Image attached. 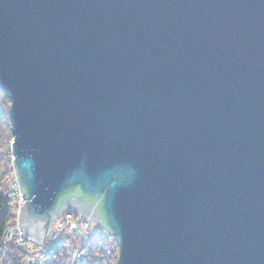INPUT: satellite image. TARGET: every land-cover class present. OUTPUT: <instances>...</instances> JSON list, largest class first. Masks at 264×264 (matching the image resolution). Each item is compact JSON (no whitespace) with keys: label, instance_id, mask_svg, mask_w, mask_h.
<instances>
[{"label":"water","instance_id":"1","mask_svg":"<svg viewBox=\"0 0 264 264\" xmlns=\"http://www.w3.org/2000/svg\"><path fill=\"white\" fill-rule=\"evenodd\" d=\"M20 225L74 209L116 264H264V0H0Z\"/></svg>","mask_w":264,"mask_h":264},{"label":"trees","instance_id":"2","mask_svg":"<svg viewBox=\"0 0 264 264\" xmlns=\"http://www.w3.org/2000/svg\"><path fill=\"white\" fill-rule=\"evenodd\" d=\"M12 130L9 117V97L0 89V264H26V256L33 252L35 247L32 243L18 244L13 240L2 241L3 231L6 226L14 223V215L9 210L8 198L6 196L9 162L11 159ZM74 213L76 210L70 209ZM61 233L63 240H55V245L50 249L44 264H67V250L70 246H80L87 249V259L83 264H116L117 249L115 244L109 243L101 235L80 237V242L74 239H67ZM70 236V235H69ZM82 236V238H81ZM110 249V252L108 250Z\"/></svg>","mask_w":264,"mask_h":264},{"label":"built area","instance_id":"3","mask_svg":"<svg viewBox=\"0 0 264 264\" xmlns=\"http://www.w3.org/2000/svg\"><path fill=\"white\" fill-rule=\"evenodd\" d=\"M10 183L11 184H9V187H8V194L10 193V190H13V195L11 194V196L21 197V201H23V198H22L23 195L20 193H16V190H17L16 187H17L18 183L16 181H14V183L10 181ZM18 205L21 206L22 204L20 202H18ZM62 217H64L63 220L58 221V223H56V225H55L56 232H53L52 237H54L55 235H58V234L61 235V233H65V231L67 232V234H74V232L76 231L77 228L83 227L84 232H82L81 235L85 238L89 234H92L93 236L94 235H102V237L105 240H107L108 242H110V240L115 241L114 240L115 236L113 234H111L106 228H103V227L96 228L89 221H84L83 219L79 218V216L76 215L75 213L73 216H71L70 214H68V215L63 214ZM4 238L8 241L15 240L16 242H18L20 244H24L26 242L25 237L22 236L21 233L18 231L17 223H14V224L9 225L7 227V229L5 230ZM46 248H47V250H46ZM46 248H44L43 250H39V253L41 254V259H39V257H37L34 260L33 257H35V256L30 255V256H27L26 263H28V264H41L42 262H44V259L47 256V254L49 253V250L51 249V247L49 245ZM108 252H110V249L108 250ZM69 253H70L69 259H71V261H72L71 264H83L84 257L86 256V253H87V249L85 247H80L78 245L77 246L75 245V246L70 248ZM71 256L73 258H70Z\"/></svg>","mask_w":264,"mask_h":264},{"label":"rangeland","instance_id":"4","mask_svg":"<svg viewBox=\"0 0 264 264\" xmlns=\"http://www.w3.org/2000/svg\"><path fill=\"white\" fill-rule=\"evenodd\" d=\"M9 102H10V100H9ZM11 130H12V128H11ZM12 140H13V134H12ZM12 140H11V144H10V148H11V146H12ZM11 152H12V148H11ZM11 159H10V162H9V174H8V182H7V186H9V184H11L10 183V181L11 182H13L14 183V181H16L17 183H18V185H19V181H18V174H17V172H16V165H15V163H14V155H13V153L11 154ZM12 183V184H13ZM16 189L20 192V193H22V191H21V189L19 188V186H17L16 187ZM24 197V196H23ZM25 198V197H24ZM26 200V199H25ZM25 200H23V204H24V202H25ZM22 204V205H23ZM22 205H21V208H22ZM67 210H69V209H67ZM63 211H66V210H63ZM63 211L62 212H60L59 214H62L63 213ZM20 213H21V210H20ZM19 213V214H20ZM75 214H78V213H75ZM79 215V214H78ZM80 216V215H79ZM17 218H18V220H17ZM19 221H20V217H14V223H17V225H18V231L21 233V235L22 236H24L25 237V239L27 240L26 242H30V243H32L33 241L31 240V239H29L28 238V236L26 235V234H24L23 233V229H22V226L20 225V223H19ZM88 221V220H87ZM89 222H91V224L94 226V227H96V228H101V227H103V228H105L103 225H101V224H99L97 221H89ZM13 224V223H12ZM55 225L56 224H54L53 225V229H52V233L53 232H56V229H55ZM7 227L8 226H6L5 227V229H7ZM65 233L67 234V232L65 231ZM65 233H63V234H65ZM4 235H5V231H3V236H2V241L3 242H8V240H6L5 238H4ZM114 235V234H113ZM52 236V234H51V232L49 233V235H48V237H47V239H46V242H45V245L46 246H48V245H51V244H53V242H55V238L53 237H51ZM102 236V235H101ZM115 236V235H114ZM74 239L75 240H78L79 242H80V237H77V236H74ZM51 240H52V242H51ZM114 240L115 241H112V240H110V243H112V246H113V244H115V247H116V249H117V254H118V248H119V246H118V238L115 236V238H114ZM14 242H16L15 240H13ZM115 242V243H114ZM16 243H18V242H16ZM51 243V244H50ZM18 244H20V243H18ZM25 244V243H24ZM45 245H43V244H40V243H38L37 245H36V247H35V249H34V251L30 254L31 256H35V257H33L34 258V260L37 258V257H39V259H41V254L39 253V248H41V247H45ZM72 246H70V248H71ZM70 248H68V250H67V255H68V257H69V250H70ZM37 255V256H36ZM47 257V256H46ZM46 257H45V259H46ZM27 258V257H26ZM26 258H25V261H26ZM40 261V260H39ZM36 262V261H35ZM34 262V263H35ZM40 263V262H39ZM43 263V262H42ZM116 263H117V255H116Z\"/></svg>","mask_w":264,"mask_h":264},{"label":"bare ground","instance_id":"5","mask_svg":"<svg viewBox=\"0 0 264 264\" xmlns=\"http://www.w3.org/2000/svg\"><path fill=\"white\" fill-rule=\"evenodd\" d=\"M12 158V157H11ZM18 181H19V179H18ZM17 185V184H16ZM17 186H19V188L21 189V191H22V188H21V184H20V181H19V185H17ZM8 187L9 186H7V189H6V196H7V198H8V206H9V210L11 211V213L14 215V217L16 218L17 216L18 217H20V210H21V206L20 205H18V202H20L21 204H23V201H21V197H16V196H11V194L13 195V190H10V193L8 194ZM16 193H20L18 190H16ZM20 194H22L23 195V191H22V193H20ZM23 198V200H25L26 198H24V197H22ZM69 212V213H68ZM63 214H65V215H68V214H70L71 216H73L74 215V212L72 211V210H66V211H63V213L62 214H59L58 216H57V219H56V221H55V224L56 223H58V221H61V220H63V218L64 217H62V215ZM79 218H81V219H83L81 216L79 217ZM17 220H18V218H17ZM84 220V219H83ZM84 221H86V220H84ZM88 221H90V220H88ZM91 223V222H90ZM14 224V223H13ZM9 225H12V224H9ZM8 225V226H9ZM54 227H52V229H53ZM6 229H4V231H5ZM82 232H84V228L83 227H81V228H77L76 229V231L74 232V234H66L65 236H67V239H72L71 237H73V236H80L81 235V233ZM51 234L53 235V233H52V230H51ZM70 235V236H69ZM90 236H93L92 234H89L88 236H87V238L88 237H90ZM52 237V236H51ZM53 238V237H52ZM54 238L55 239H57V240H60V242L63 240V238H62V236L60 235V234H58V235H55L54 236ZM81 238H82V236H81ZM27 241V240H26ZM33 241V240H32ZM51 242H52V240H51ZM110 243V242H109ZM38 243L37 242H35V241H33L32 242V246L33 247H36V245H37ZM51 244V243H50ZM45 245V244H44ZM54 245H55V243L53 242V244H51L50 245V247H51V250H52V248L54 247ZM49 246V245H48ZM47 246L45 245V247H41V248H39V250H43L44 248H46ZM46 250H47V248H46ZM50 251V250H49ZM32 253V252H31ZM30 253V254H31ZM70 258H73L72 256L70 257ZM86 259H87V254H86V256L84 257V262H86ZM83 262V263H84ZM26 263V262H25ZM72 263V261H71V259H69V257L67 256V264H71ZM26 264H28V263H26ZM41 264H44V262L43 263H41Z\"/></svg>","mask_w":264,"mask_h":264}]
</instances>
